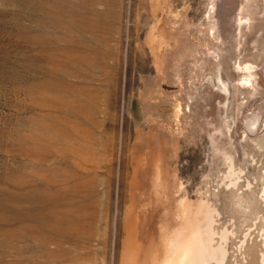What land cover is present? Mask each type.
Here are the masks:
<instances>
[{"label":"rangeland","instance_id":"rangeland-1","mask_svg":"<svg viewBox=\"0 0 264 264\" xmlns=\"http://www.w3.org/2000/svg\"><path fill=\"white\" fill-rule=\"evenodd\" d=\"M0 264H264V0H0Z\"/></svg>","mask_w":264,"mask_h":264},{"label":"bare ground","instance_id":"bare-ground-1","mask_svg":"<svg viewBox=\"0 0 264 264\" xmlns=\"http://www.w3.org/2000/svg\"><path fill=\"white\" fill-rule=\"evenodd\" d=\"M250 66V65H249ZM248 65L247 66H244V70L246 71V74H245V77H244V79H246L245 80V82H249V79H250V77L252 76V68L251 67H249Z\"/></svg>","mask_w":264,"mask_h":264}]
</instances>
